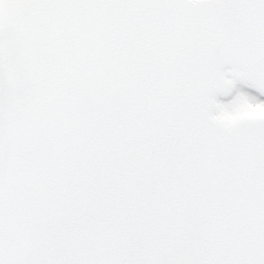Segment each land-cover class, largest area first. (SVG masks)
Masks as SVG:
<instances>
[{
    "label": "snow or ice",
    "instance_id": "6c2138e0",
    "mask_svg": "<svg viewBox=\"0 0 264 264\" xmlns=\"http://www.w3.org/2000/svg\"><path fill=\"white\" fill-rule=\"evenodd\" d=\"M0 264H264V0H0Z\"/></svg>",
    "mask_w": 264,
    "mask_h": 264
}]
</instances>
